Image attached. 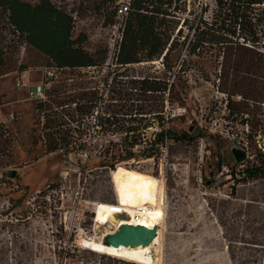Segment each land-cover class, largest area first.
I'll list each match as a JSON object with an SVG mask.
<instances>
[{"label": "rangeland", "instance_id": "rangeland-1", "mask_svg": "<svg viewBox=\"0 0 264 264\" xmlns=\"http://www.w3.org/2000/svg\"><path fill=\"white\" fill-rule=\"evenodd\" d=\"M53 1L73 15L74 36L81 31L87 34L86 50L94 52L107 47L109 51L117 36L116 29L107 23L110 10L95 14L86 10L80 0ZM199 1L203 5L195 2L191 8L187 4L194 14L204 3L209 4V9L212 7L211 0ZM80 11L82 14L77 15ZM186 33L184 29L183 34ZM16 37L9 33V28L4 29L3 15L0 264H108L103 257L109 256L77 246L80 237L85 236L83 233L69 232L63 225L71 208L80 202L85 211L81 225L90 230L85 237L100 238L111 227L106 224L93 227L94 232L90 229L95 206L115 201L128 205L136 181L152 185L156 200L163 203L162 219L157 226L159 244L152 248L161 255L158 264H264V178L241 181L242 176H231L227 166L222 165L221 172L216 170L218 155L224 163L232 164L233 148L240 152L237 156L244 152L246 159L253 157V143L249 138L247 141V127L241 124V119L252 123L259 148H264V103L241 102L237 107L247 114L228 120L226 96L216 87L219 63L215 57L193 56L188 85L182 89L185 106L172 110L185 118L176 119L171 125L165 120L163 124L187 128L193 119L210 133H219L220 143L207 138L191 144L169 142L156 160L121 162L111 169L101 166L100 154L110 140L118 141L119 134L97 133L101 101L114 102L120 86H127L124 82L128 78L145 74L162 78L161 59L132 65L123 71L111 64L109 54L104 65L58 70ZM186 46L187 43L181 50L184 59ZM23 65L25 70L20 71ZM47 71L54 74L49 87L61 83H56L54 92L48 93L42 106H37L38 101L30 100L15 88L14 80L25 73L31 84L46 82ZM82 92L86 93L85 99L91 97L93 102L89 112L83 108V113H76L74 102L78 98L81 104L87 103L79 97ZM235 99L238 101L240 97ZM153 103L157 107L153 113L162 110L166 118L170 107L159 94ZM153 113L146 119L150 120ZM160 128L153 121L146 136L152 139V132ZM143 146L136 147V151ZM89 147L92 150L84 157ZM66 250L69 254L65 256Z\"/></svg>", "mask_w": 264, "mask_h": 264}, {"label": "trees", "instance_id": "trees-1", "mask_svg": "<svg viewBox=\"0 0 264 264\" xmlns=\"http://www.w3.org/2000/svg\"><path fill=\"white\" fill-rule=\"evenodd\" d=\"M211 1L210 9L209 4L204 3V7L194 14V9H188L187 4L191 8L195 2L203 5L199 0H126L127 10L120 15L122 1L80 0L86 10L95 14L111 12L107 23L116 26L120 34L111 64L125 71L129 66L161 59L164 68L162 78L149 74L128 78L124 82L127 86H120L114 102H111L113 99H102L97 133H117L119 138L115 142L110 140L101 152V166L113 169L121 162L156 160L169 142L191 144L207 138L220 143L219 133H210L193 119L187 128L164 127L163 124L165 120L171 125L176 119L185 118L172 110L185 106L186 96L182 89L188 85L193 56L215 57L218 61L216 87L226 96L228 120L247 114L238 109L241 102L264 103V0ZM76 14L81 15L82 11ZM3 15L4 29L9 28V33L17 36L19 42L46 57L47 65L58 70L94 68L106 64L109 59L107 47H99L94 52L85 49L87 34L81 31L74 36L73 15L53 0H0V19ZM184 29L187 30L185 35ZM186 43L187 58L184 59L181 50ZM1 56L0 41V63ZM23 70L24 65L20 67V71ZM56 83L46 89V97L54 92ZM157 94L170 107L166 118L162 110L153 113L157 110L153 105ZM237 96L240 97L238 101ZM79 97L85 99L86 93H80ZM45 101L38 102L37 106H42ZM85 102L81 104L79 98L74 102L76 113H81L83 108L86 113L90 111L93 100L90 97ZM152 113V118L146 119ZM153 121L161 128L152 132V139H149L146 132ZM241 124L247 127V141L249 138L253 143L252 159H246L242 152L243 158L237 161L239 151L233 148L232 164L224 163L218 155L216 170L221 172L222 165L227 166L231 176H242L241 181L264 178V148H259L255 139L257 130L246 118L241 119ZM141 145L145 146L137 152L136 147ZM88 150L91 152L92 148L85 151ZM68 254L66 250L65 256ZM103 258L108 264H134Z\"/></svg>", "mask_w": 264, "mask_h": 264}, {"label": "bare ground", "instance_id": "bare-ground-1", "mask_svg": "<svg viewBox=\"0 0 264 264\" xmlns=\"http://www.w3.org/2000/svg\"><path fill=\"white\" fill-rule=\"evenodd\" d=\"M155 197V189L152 185L136 181L129 193L128 205L119 203L122 207V216L120 214L114 215L110 211L109 207L111 204H97L94 209V229L106 224H109L111 228L109 230L107 229L100 238L95 236L88 238L80 237L79 245L91 252L119 258L136 264H158L161 261V255H158L157 252L152 250V248L154 249V247H157L159 244L158 229L153 242L147 246L115 248L103 242V237L113 234L124 224L147 228L158 226L163 214L160 205H163V203L157 201ZM142 208H144V212H141Z\"/></svg>", "mask_w": 264, "mask_h": 264}, {"label": "built area", "instance_id": "built-area-1", "mask_svg": "<svg viewBox=\"0 0 264 264\" xmlns=\"http://www.w3.org/2000/svg\"><path fill=\"white\" fill-rule=\"evenodd\" d=\"M126 0L122 1V4L120 6L119 9V14L123 15L126 10H127V6H126ZM116 29L117 32V36L113 41V44L110 48V54H111V58L114 55V51H115V46H116V42L120 36L117 27H114ZM110 58V57H109ZM46 82L41 81L38 84H31L29 82V80L27 79L25 73L20 74L15 80H14V86L16 89L23 91L27 97L30 100H34V101H45L46 100V89L49 87L50 81L53 80L54 74L51 71H47L46 72ZM89 150L85 151L83 153L84 157H87L89 155ZM83 190V189H82ZM110 211L114 214V215H121L122 214V207L119 205V203H117L115 201V203H112L110 205ZM94 209V207H93ZM92 209V211H93ZM141 212H144V208L141 209ZM85 215V211L84 209L81 207L80 202H78L74 207L71 208V210L69 211L68 215H67V222H65L64 229L70 231H79L80 233H83L86 236V233H88L90 230L87 228H85L84 226H82V221ZM92 219V224L90 229H92L93 231V227L95 225V214L94 216L91 218ZM136 226V225H134ZM84 236V237H85ZM88 238V237H85ZM77 246H81L79 245V241L77 243ZM83 247V246H81ZM84 248V247H83Z\"/></svg>", "mask_w": 264, "mask_h": 264}, {"label": "water", "instance_id": "water-1", "mask_svg": "<svg viewBox=\"0 0 264 264\" xmlns=\"http://www.w3.org/2000/svg\"><path fill=\"white\" fill-rule=\"evenodd\" d=\"M244 154L236 156V160L240 161ZM157 226L152 228L134 226V225H121L117 231L104 238L106 245L112 247H135V246H147L150 245L157 233Z\"/></svg>", "mask_w": 264, "mask_h": 264}]
</instances>
